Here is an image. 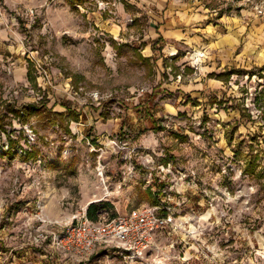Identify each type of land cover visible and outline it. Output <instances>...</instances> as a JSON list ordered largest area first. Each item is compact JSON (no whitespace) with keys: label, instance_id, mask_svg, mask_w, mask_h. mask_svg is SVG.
<instances>
[{"label":"rangeland","instance_id":"obj_1","mask_svg":"<svg viewBox=\"0 0 264 264\" xmlns=\"http://www.w3.org/2000/svg\"><path fill=\"white\" fill-rule=\"evenodd\" d=\"M154 1L0 0V264H264V0H169L177 50L144 62ZM91 203L176 227L140 257L68 261L52 233Z\"/></svg>","mask_w":264,"mask_h":264},{"label":"built area","instance_id":"obj_2","mask_svg":"<svg viewBox=\"0 0 264 264\" xmlns=\"http://www.w3.org/2000/svg\"><path fill=\"white\" fill-rule=\"evenodd\" d=\"M262 13L263 10L257 6ZM168 207L141 205L112 219H90L86 213L51 236V244L72 262H86L100 251L117 249L130 258L153 249L157 233L176 227Z\"/></svg>","mask_w":264,"mask_h":264},{"label":"crops","instance_id":"obj_3","mask_svg":"<svg viewBox=\"0 0 264 264\" xmlns=\"http://www.w3.org/2000/svg\"><path fill=\"white\" fill-rule=\"evenodd\" d=\"M153 4L156 6L157 14L155 15L156 19L154 21L151 20L152 23H150V27L152 30H150V28L148 29V33L150 32L151 35L147 38V40L146 38L142 39L143 41H147L143 43V48H145L148 53L147 55H143L142 53H139L143 57L149 58L150 60L152 57H154L155 59L159 58L162 51L165 50L168 46H171V47L173 46L174 50H177L175 42H177L178 41L177 38L181 36V33L179 31V23H180L179 17H175V18L172 17L171 19H167V17L163 15V10L167 8V4L169 5V0H155ZM220 10H222V12L220 15H218ZM219 11L217 15L220 18L222 17L224 13L223 8L219 9ZM120 14L122 15L121 12ZM104 21H108V20H104ZM131 21H134V19L132 18ZM100 28L109 32L114 38L121 39L122 42H127L128 40L125 38L123 34V32H125V30L128 29V26L126 24H121V25H117L116 27H114L110 25L108 22H106V23H101ZM174 54L175 55L173 56H177L176 51L174 52ZM174 58L176 57H173V59ZM63 104L64 103H61V107L65 108L67 112V107H69L70 109V106H68V104L65 103L66 105L65 107ZM57 112H64V111H57ZM63 255L65 259L70 261L68 257H66L65 254ZM93 255H95V253Z\"/></svg>","mask_w":264,"mask_h":264},{"label":"trees","instance_id":"obj_4","mask_svg":"<svg viewBox=\"0 0 264 264\" xmlns=\"http://www.w3.org/2000/svg\"><path fill=\"white\" fill-rule=\"evenodd\" d=\"M221 12H222V10L219 11L218 15H220ZM139 59L142 60V61H144V62H149L150 61L149 58H145L141 54H139ZM239 72H241V70H239V69H229V70L222 71L220 73L212 72V73H209L208 76H209V78H215V79L222 80V81H225L226 82L233 74H239ZM28 75H30V70L28 71ZM152 96H153V93L151 94V97ZM63 105L66 107L65 103ZM27 107L28 108L26 110V113H27V115H30L33 112L41 113V111H42V108L41 107H43V106L42 105L39 106L36 103H32V104H29ZM15 111L17 112L18 115L20 114L19 113V110H15ZM44 111L51 112V113H54V114L59 115V116L65 115L64 112H56V111H52V109H50V110L45 109ZM21 112H22V115H25L26 114L24 110H22ZM67 112H70V113L72 112L76 116L79 115L75 111L70 110L69 107H67ZM3 128H4V125L2 123V117H0V129L3 130ZM154 128H156V125H154ZM157 129L158 130H162L159 127H157ZM100 208L101 207H100L99 204H97V203H91L88 206V208H87V216L90 219H92V220H97L98 219V210Z\"/></svg>","mask_w":264,"mask_h":264}]
</instances>
